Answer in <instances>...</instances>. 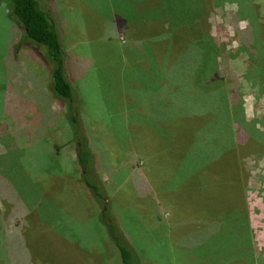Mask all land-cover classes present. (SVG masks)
<instances>
[{
	"label": "rangeland",
	"instance_id": "obj_1",
	"mask_svg": "<svg viewBox=\"0 0 264 264\" xmlns=\"http://www.w3.org/2000/svg\"><path fill=\"white\" fill-rule=\"evenodd\" d=\"M39 1L61 38L106 217L142 264H187L188 234L214 228L190 215L210 204L208 189L225 197L233 181L225 173L224 182L189 191L184 180L197 186L203 160L207 173L215 155L235 152L231 118L264 117V0H142L138 8L130 0ZM46 51L0 0V264H121L97 198L79 179ZM228 106L238 109L228 114ZM166 127L195 136L178 165L168 135L155 130ZM245 143L237 149L245 195L264 199V152ZM228 201L215 205L226 210Z\"/></svg>",
	"mask_w": 264,
	"mask_h": 264
},
{
	"label": "trees",
	"instance_id": "obj_2",
	"mask_svg": "<svg viewBox=\"0 0 264 264\" xmlns=\"http://www.w3.org/2000/svg\"><path fill=\"white\" fill-rule=\"evenodd\" d=\"M141 1L142 0H130L134 5H137V8L138 3ZM7 2L9 15L20 26L22 34L25 35L26 38L46 47L47 51L45 56L50 65L51 77L49 85L54 95L66 104L65 112L73 130L72 138L76 142L75 157L80 171L79 179L97 198L98 206L101 207L99 211L101 214L100 218L104 219L103 221L108 241L117 248L121 264H142L137 251L134 250V247H132L128 238H126L125 234L120 230L121 227L119 222L114 217L109 219L106 217L108 214L107 209L109 208L105 197L107 193L104 190L103 185H99L98 179L93 178L91 175L93 173L94 158L87 145V140L83 138L80 122L81 118L79 114L80 102L75 95L76 93L74 92L65 71V52L57 26L53 17L50 15V11L47 10V7L46 9L42 6L39 0H7ZM169 19L170 17L167 21L165 20L167 25H169ZM196 27L199 28L203 35L207 36L212 42L211 51L213 53L216 46L208 34L204 32L203 24H196ZM168 30L170 31L171 29ZM158 33H160V31ZM22 38L24 37L22 36ZM193 39L198 40L195 36ZM213 58V64H215V57ZM212 69L215 70V67H212ZM215 100H218V98L215 97ZM233 109L234 108L231 109L228 106L227 113L230 114L238 108L236 107L234 110ZM201 114L206 117V114L209 115L210 113ZM180 116L181 115L178 117ZM178 117H172L171 119H168V122ZM234 117L235 118H231V120L234 119L235 122L233 128L235 129L236 134L238 132L239 136V138H236V136L235 139L233 138L234 145L236 146H231V149L235 152L232 155H228L227 153L225 156L226 152L224 153V149L220 154L213 155L216 158L210 161L214 165L209 166V168L211 167V171H208L207 173H204V170L208 160H203L199 164L201 170L198 168L201 173L197 170L200 174L197 186L195 183H190L189 180L191 179L189 178L184 180L189 182L186 186L189 191H192L191 188L194 187H197L198 190L200 185L202 187H210L213 183H222L225 181V173L231 178V183L233 181L230 194L225 197H222L221 194H215L212 188L208 189L210 190V197L208 195L210 204L208 205V203H206L207 206H201L203 207L201 208L203 214L192 213L190 215V217L195 220L201 219V221H207V226L213 224L214 228L212 229L211 234H188L189 236H192L194 240L184 244L182 243L184 247L181 252V254L184 252V256L188 258L186 259V262H188L187 264H264V249L258 248L253 240V234H251L248 205L245 195L246 188L245 184H243L244 181H241L243 180V170L240 168V160L237 154V149H240V146L247 145L245 141H250L251 144L253 143L254 148L251 151L256 156H259L264 152V117L257 121L245 120L241 115ZM256 123L259 125L256 126ZM155 130H160L158 132L163 131L170 136L168 137L165 135V137L162 135L166 140H169V142L167 141V145L172 148V154L177 160V165L184 161V155L181 154L180 150L187 140V135H189L188 137L192 136V138H194V134L185 132V136H183L182 133L179 134L178 131L168 130L167 127L165 129L156 128ZM154 134L156 135V133ZM180 138H183V141ZM228 162L229 164L227 165ZM215 165H217L216 170H214ZM213 174L217 175V177L214 178ZM160 179L162 181L164 178ZM222 199H229L228 202L232 203L231 206L226 208V210L218 209L215 205V202H222ZM202 205H204V203H202ZM211 205H214V209ZM201 221L198 225L201 224Z\"/></svg>",
	"mask_w": 264,
	"mask_h": 264
},
{
	"label": "crops",
	"instance_id": "obj_3",
	"mask_svg": "<svg viewBox=\"0 0 264 264\" xmlns=\"http://www.w3.org/2000/svg\"><path fill=\"white\" fill-rule=\"evenodd\" d=\"M246 202L249 223L253 229V240L259 248L264 249V199L260 196L251 197L246 194ZM256 208L258 213L255 212Z\"/></svg>",
	"mask_w": 264,
	"mask_h": 264
}]
</instances>
